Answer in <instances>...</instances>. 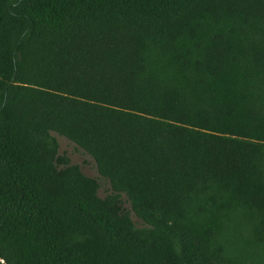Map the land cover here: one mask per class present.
<instances>
[{
  "label": "trees",
  "instance_id": "trees-1",
  "mask_svg": "<svg viewBox=\"0 0 264 264\" xmlns=\"http://www.w3.org/2000/svg\"><path fill=\"white\" fill-rule=\"evenodd\" d=\"M0 264H264V0H0Z\"/></svg>",
  "mask_w": 264,
  "mask_h": 264
},
{
  "label": "rangeland",
  "instance_id": "rangeland-1",
  "mask_svg": "<svg viewBox=\"0 0 264 264\" xmlns=\"http://www.w3.org/2000/svg\"><path fill=\"white\" fill-rule=\"evenodd\" d=\"M54 134L59 140L61 153L68 154L73 163H80L88 175L100 177V195L105 196L107 193H109L111 191L110 183L106 178L100 176L94 157L78 146L75 142L71 141L69 138L57 132H54ZM127 206H129V204H127ZM132 215L134 220L140 224L139 218L134 213H132Z\"/></svg>",
  "mask_w": 264,
  "mask_h": 264
}]
</instances>
